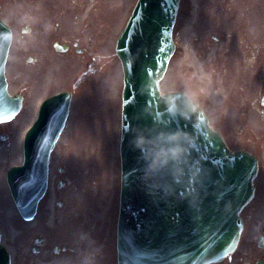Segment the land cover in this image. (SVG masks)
Segmentation results:
<instances>
[{"label": "rangeland", "instance_id": "1", "mask_svg": "<svg viewBox=\"0 0 264 264\" xmlns=\"http://www.w3.org/2000/svg\"><path fill=\"white\" fill-rule=\"evenodd\" d=\"M22 1L24 0H13V3L17 4V5H21V6H17V7H12L10 4L6 6L5 11H4V18L7 19L9 22L12 23V25L14 24L15 27H17L15 24V19L17 17V15H21L22 11H28V9H26V6L31 7V9L33 10V14H27V18H31L32 15L37 14V16L39 17V20H43L45 22V18L48 15V11L54 9L55 11H57L54 15L59 16L61 13H63L64 11L67 12V10L64 8L63 6L64 4H66L67 6H71L72 8H68V12L64 15L66 16L65 18V23L67 26H72L73 27V33L72 34H76V33H80L82 26L81 24H85L86 26H90L89 24V20L86 17V15L88 14L86 9L87 8H91L92 5L95 2L94 7H96L97 9L100 10H105V11H110L111 14L113 15V24H105L103 28H105V30H108V26H113L114 27V35L116 34V36L118 35L120 29L122 28V26L124 25L125 21H126V17L128 16V14L130 13V10L132 9V7L134 6V3L136 2V0H26L28 1V4L26 3H22ZM71 2H76L74 4H71ZM61 4V5H59ZM59 5V6H56ZM44 6H46V12H43V8ZM186 8V4L183 7V13H184V9ZM86 11V12H85ZM85 12V13H84ZM84 13V14H83ZM83 14V15H82ZM185 14V13H184ZM48 20V19H47ZM42 21V22H43ZM40 28H44V26L42 25ZM86 30L83 29L82 31L84 32ZM86 33H83V36H85ZM52 36V35H51ZM94 42V41H93ZM106 47V46H104ZM34 50V49H32ZM108 52V51H106ZM176 63V58L173 59L171 61L170 64V71H168L169 73L172 72V69L174 68V65ZM97 64H99L100 66V72H104L106 70H112L111 75L112 77H117L118 79L122 78L123 72H122V68L120 65V61L116 56H101V58L99 60H97ZM30 70L32 72H34L36 74V71L34 68H30ZM167 74L165 80L163 81V88L164 90L168 91L174 88V85H166V80L168 78V81H170L171 77H172V73L171 74ZM170 75V76H169ZM174 75V74H173ZM169 76V77H168ZM116 91V79L115 78H111L109 80V82L105 85V89H104V95H105V102H104V106H103V110L100 114L99 117H97L96 119H99L100 121V126L102 129V134H103V138L104 140L108 143V141L112 140L113 137V133H114V111L111 109L110 107V99L114 96ZM92 95L91 92L88 93V96ZM95 119V120H96ZM94 121V120H93ZM93 121H89L82 130L77 131V134L82 135L84 138H89L94 132H95V125L93 124ZM74 133H75V129H74ZM107 145V144H106ZM58 146L56 151L54 152V157H53V162L52 164L55 165V168L57 169V165L59 164H64L65 167V172L64 174H62V176H65L66 174L69 175L68 172H66V163H64L62 160L66 158L61 159V157L59 155H57L58 152ZM111 151H113V147L110 148ZM119 175V171L117 173V176ZM57 176V172L54 171L53 177ZM68 178V177H66ZM59 179V178H58ZM57 178H55L54 182H56ZM70 186V185H69ZM68 186V188H69ZM115 188L117 189V182L115 183ZM64 198H66L67 194L69 191H67V188H63V190H61ZM110 202L112 201L111 198ZM108 199V200H109ZM45 204H43L42 209H43V218L44 220L47 219V209L45 208ZM249 211L245 212V216L249 215ZM260 220V219H259ZM42 221V220H41ZM20 246H22V243L20 242Z\"/></svg>", "mask_w": 264, "mask_h": 264}]
</instances>
